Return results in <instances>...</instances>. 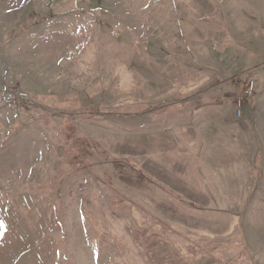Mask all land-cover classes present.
Listing matches in <instances>:
<instances>
[{"label":"rangeland","instance_id":"374dc122","mask_svg":"<svg viewBox=\"0 0 264 264\" xmlns=\"http://www.w3.org/2000/svg\"><path fill=\"white\" fill-rule=\"evenodd\" d=\"M0 264H264V0H0Z\"/></svg>","mask_w":264,"mask_h":264},{"label":"built area","instance_id":"2783aa9c","mask_svg":"<svg viewBox=\"0 0 264 264\" xmlns=\"http://www.w3.org/2000/svg\"><path fill=\"white\" fill-rule=\"evenodd\" d=\"M247 92V91H246ZM26 95L24 92H22L21 90L19 89H12L11 91H9L8 93H6V100L9 101L10 103L12 104H16L17 103V100L19 98H24ZM237 102L238 104H240V100L237 99Z\"/></svg>","mask_w":264,"mask_h":264}]
</instances>
